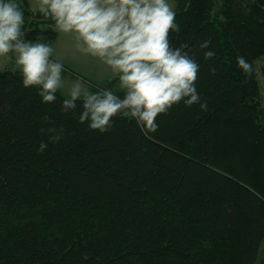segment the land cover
Masks as SVG:
<instances>
[{
    "label": "trees",
    "instance_id": "1",
    "mask_svg": "<svg viewBox=\"0 0 264 264\" xmlns=\"http://www.w3.org/2000/svg\"><path fill=\"white\" fill-rule=\"evenodd\" d=\"M14 2L21 39L51 45L55 21ZM175 4L180 31L169 39L199 64L207 111L178 104L147 137L122 115L106 133L89 130L84 95L68 111L59 89L42 103L10 53L0 69V264H264V0ZM117 81L87 93L123 99Z\"/></svg>",
    "mask_w": 264,
    "mask_h": 264
},
{
    "label": "clouds",
    "instance_id": "2",
    "mask_svg": "<svg viewBox=\"0 0 264 264\" xmlns=\"http://www.w3.org/2000/svg\"><path fill=\"white\" fill-rule=\"evenodd\" d=\"M39 11L51 17L60 32L74 34L78 50L99 59L119 80L123 99L107 89L84 93L79 122H87L89 130L106 133L113 127V118L122 115L134 119L147 137L158 131V116L178 104L187 108L199 105L201 111H207L196 87L199 64L185 50L187 45H171L170 32L180 29L168 0H40ZM23 25L19 5L14 0H0V57L14 54L24 88L38 87L42 103L55 102V93L62 86L63 64L51 59L50 45L21 39ZM200 47L209 44L205 41ZM214 56L213 51L204 53L205 59ZM236 62L244 74L251 73V64L243 56ZM211 71L215 74L214 68ZM69 94L71 99L63 101V111L76 108L80 83ZM45 147L42 143L39 150Z\"/></svg>",
    "mask_w": 264,
    "mask_h": 264
},
{
    "label": "crops",
    "instance_id": "3",
    "mask_svg": "<svg viewBox=\"0 0 264 264\" xmlns=\"http://www.w3.org/2000/svg\"><path fill=\"white\" fill-rule=\"evenodd\" d=\"M26 1L30 9L34 11L39 10L40 0ZM173 1L174 5L172 10L175 6V0ZM54 28L58 32V37L50 45L53 49L51 59L54 61H59L63 64V71L61 73L62 86L58 88L59 90L65 94L64 89L71 90L73 85L80 83L81 93L84 95L88 88L84 87L81 82H85L86 86H88V84L91 82L105 84L107 81L113 78L107 65L102 63L99 59L90 55H85L78 50L74 34L60 32L56 26H54ZM9 55L10 53L7 57H0V69L8 64ZM13 64L15 67H18L15 64V56ZM104 69H106L105 72L103 71ZM116 84L119 85V80L116 82Z\"/></svg>",
    "mask_w": 264,
    "mask_h": 264
},
{
    "label": "rangeland",
    "instance_id": "4",
    "mask_svg": "<svg viewBox=\"0 0 264 264\" xmlns=\"http://www.w3.org/2000/svg\"><path fill=\"white\" fill-rule=\"evenodd\" d=\"M168 3H170V5L172 6L173 8V5H174V1L173 0H168ZM176 9V4L174 6V9L173 11ZM259 65L260 67L258 68V80H259V85H260V91H261V97H262V102L264 104V58L259 62ZM106 69H104L103 71L105 72ZM98 71V70H96ZM93 74V73H92ZM94 75V74H93ZM75 80V79H74ZM76 81V80H75ZM81 84L84 85V87H89V86H86V83L85 82H81ZM70 91L71 90H68V89H64V92L66 95L70 96ZM96 93H98L96 91ZM95 94V92H94ZM81 96H82V93H81Z\"/></svg>",
    "mask_w": 264,
    "mask_h": 264
}]
</instances>
